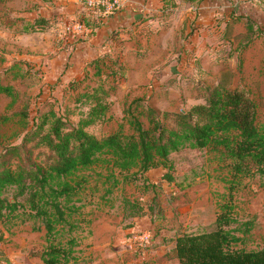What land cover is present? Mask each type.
<instances>
[{
    "label": "rangeland",
    "instance_id": "rangeland-1",
    "mask_svg": "<svg viewBox=\"0 0 264 264\" xmlns=\"http://www.w3.org/2000/svg\"><path fill=\"white\" fill-rule=\"evenodd\" d=\"M72 3V0H0V82L11 84L16 90L15 98L0 92V149L2 144L21 142L27 123L33 122L31 117L47 97L49 87L44 83L50 59L54 57V63L56 58L61 61V69L69 64V55L78 42L77 37L72 39V34H76L71 29ZM3 6L14 16L42 15L50 21L53 16V21L47 30L22 33L18 25L3 23ZM176 19L175 16V23L167 32L172 44L164 49L151 47L149 56L130 60L134 70L115 92L118 105L113 101L114 119L90 125L89 131L101 136L120 125L124 132H130L121 118L122 107L141 96L145 87L153 91L152 105L156 110L184 109L199 97L197 80L213 84L218 69L232 62L230 47L220 48L216 43L206 46L205 41L202 47L199 45V38H205V34L198 33L194 19L190 17L181 30L176 29ZM139 36L146 37L142 32ZM125 47L124 44L119 47V52ZM242 58L241 68L235 69L234 84L248 91L256 104L257 119L264 125V36L251 42L242 52ZM25 60L30 64L26 65ZM198 66L206 73L202 74ZM131 84L137 85L129 87ZM59 92L54 91L58 103L47 99L41 111L52 106L75 122L78 116L70 111L72 93L69 97L65 92L59 96ZM30 147L31 159L43 164L47 149ZM21 155L24 157V153ZM226 159L220 156L219 149L211 147L173 151L169 154L173 175L170 182L164 179L166 168L161 166L150 169L145 178L137 176L126 182L121 181L120 175L118 180L112 177L101 162L80 168L74 174H83L85 180L65 202L71 212H67L66 222L55 224L49 240L71 249L68 264H178L171 247L173 237L180 232L212 229L216 214L229 202L231 220L226 228L232 236L230 247H261L264 175L240 173L232 177ZM11 164L14 167L16 161ZM13 192V187H7L3 195L12 200ZM18 198L22 200L23 196ZM22 210L20 207L17 213L0 216V264H43L40 253L46 245L45 228L39 218L22 220ZM134 228L148 230L151 244L133 245L130 232Z\"/></svg>",
    "mask_w": 264,
    "mask_h": 264
},
{
    "label": "trees",
    "instance_id": "trees-1",
    "mask_svg": "<svg viewBox=\"0 0 264 264\" xmlns=\"http://www.w3.org/2000/svg\"><path fill=\"white\" fill-rule=\"evenodd\" d=\"M187 1L193 5L200 2ZM177 5L175 0H162V14L170 13ZM1 9L3 23L18 25L22 33L47 30L53 21V16L50 21L42 15L14 16L5 6ZM231 18L242 21L245 29L234 34L235 46L230 48L232 62L221 67L215 82L205 84L199 79L195 83L201 100L184 109L158 111L146 98H134L122 107L121 118L125 119L130 132H124L118 125L114 131L97 136L88 127L106 121L113 102L110 97L126 77L122 54L109 50L88 60L82 75L68 82L73 91L70 111L78 116L75 122L60 115L52 106L41 111L47 99L58 103L50 92L31 117L33 122L27 123L21 142L2 144L0 216L17 213L22 207V220L40 219L46 238L40 253L43 264L69 263L71 249L62 243L50 242L49 236L56 223L67 221L66 215L71 209L65 202L85 180L83 174H74L80 168L101 162L112 177L118 180L117 175H120L121 181L126 182L137 176L145 178L148 170L161 166L166 168L164 179L170 182L173 179L171 152L184 147H211L219 149L223 159H229L225 164L230 165L232 177L240 173L264 175V125L257 119L256 104L248 91L234 84L235 69H240L243 62L242 52L256 38L264 36V29L250 17L231 15ZM76 19L88 29V34L102 23L101 14L85 10L80 11ZM118 33L112 31L113 37L117 39ZM145 53L146 50H136L138 56ZM27 62L30 64L29 60L24 61L26 65ZM44 84L50 90L55 86V83ZM0 92L16 97L11 84L0 82ZM30 146L47 149L43 164L31 159ZM13 160L16 161L14 167ZM7 187L14 188L12 200L3 195ZM20 195L22 200L18 198ZM230 213L231 204L227 202L216 214L212 229L177 233L172 240V250L178 264H264V244L253 249L230 247L232 236L226 228Z\"/></svg>",
    "mask_w": 264,
    "mask_h": 264
},
{
    "label": "crops",
    "instance_id": "crops-1",
    "mask_svg": "<svg viewBox=\"0 0 264 264\" xmlns=\"http://www.w3.org/2000/svg\"><path fill=\"white\" fill-rule=\"evenodd\" d=\"M72 1L73 3L69 9L72 18H76L80 11L85 10L87 13L101 14L102 23L92 34H88V29L85 28L80 34L74 35L72 39H76V37L84 39L78 40L75 43L74 49L69 55L67 67L61 69V61H58L56 58L54 63V57L50 59L47 65L49 69L46 73L45 83H55L52 90L48 89V93L51 92L53 95L54 91H60L59 96L63 95V92L69 96V93H73L72 89L68 87L69 80L76 79L82 75L88 60L109 50L117 53L119 52L118 48L123 47L124 44L126 47L120 54H122L126 65V77L115 90V92H118L124 86L127 77L129 80L130 74L134 70L132 69L130 60L134 61L135 59L139 61L141 58L149 56L152 48L162 47L164 49L165 46L167 47L169 44H172L171 39L167 36V32L169 27H173L175 16L177 17L176 29L180 30L186 27L190 17L194 19V23L198 27V33L202 32L201 34H205V38L200 37L198 41L201 47L204 41L206 46L215 43L220 48L235 46L234 34L238 31H243L245 27L242 21L232 20L231 15L250 17L264 29V1L262 0H200L197 5H193L187 0H175L178 5L168 14H162V0H103L100 4L92 7L83 5L79 0ZM5 7L9 10L7 6ZM112 31H119L117 39L113 37ZM140 32H142V36L143 34L146 35L144 39L139 36ZM209 34H212L211 37ZM194 42L195 40L193 39ZM138 49L146 50L145 55L138 56L136 54V50ZM60 54L63 55V52ZM32 60L37 61V58L32 57ZM219 60L221 61V59ZM198 67L202 70L204 69L201 66ZM220 69L221 67L218 69V72ZM163 70H161V73L164 72ZM55 77H59L57 81L54 79ZM132 85L128 86L131 87ZM136 85L134 84L133 86ZM145 88L146 91L137 97L146 98L148 103L153 107V96L151 94L153 91L150 88ZM115 92L112 93L110 98L116 106L118 105V101H115ZM199 100L201 98L197 97L195 102ZM113 107L114 104L112 102L107 112L106 121L114 119L113 115L116 114L113 111ZM119 120L121 119L119 118Z\"/></svg>",
    "mask_w": 264,
    "mask_h": 264
},
{
    "label": "built area",
    "instance_id": "built-area-1",
    "mask_svg": "<svg viewBox=\"0 0 264 264\" xmlns=\"http://www.w3.org/2000/svg\"><path fill=\"white\" fill-rule=\"evenodd\" d=\"M83 3V5L87 6V7H92L95 6L97 4H100L103 0H79ZM264 1V0H262ZM74 21L71 25V29H72V33H76V34H80L82 31L85 30V26L83 25V23L79 22L76 18H73ZM73 36L75 34H72ZM135 230H132L131 236H130V242L133 245H149L152 242V238H151V234L148 230H142V229H138V228H134Z\"/></svg>",
    "mask_w": 264,
    "mask_h": 264
}]
</instances>
